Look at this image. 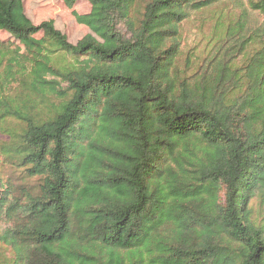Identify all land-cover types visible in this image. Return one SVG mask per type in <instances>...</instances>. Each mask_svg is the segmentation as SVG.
<instances>
[{
    "label": "trees",
    "instance_id": "trees-1",
    "mask_svg": "<svg viewBox=\"0 0 264 264\" xmlns=\"http://www.w3.org/2000/svg\"><path fill=\"white\" fill-rule=\"evenodd\" d=\"M87 1L73 44L0 0V118L23 125L0 158L23 174L0 171V264H264V38L204 90L176 63L192 0Z\"/></svg>",
    "mask_w": 264,
    "mask_h": 264
},
{
    "label": "rangeland",
    "instance_id": "rangeland-1",
    "mask_svg": "<svg viewBox=\"0 0 264 264\" xmlns=\"http://www.w3.org/2000/svg\"><path fill=\"white\" fill-rule=\"evenodd\" d=\"M192 3L195 10H190L180 25V52L176 63L180 70L187 72L190 87L205 90L225 61L234 69L241 65L237 47L244 37L256 33L264 38V10L250 8L247 0H192ZM23 7L32 23L53 20L54 26L73 44L90 33L88 27L75 18V14L89 11L87 0H76L72 5L64 0H23ZM7 40H10L9 34L0 30V41ZM20 90L19 86L11 84L4 94L17 100ZM41 107L36 103L29 111L39 114ZM22 127V123L12 117L0 118V158L3 162H6V155L15 154ZM0 171H9V176L17 181L23 175L16 167L1 166ZM261 193L262 197L255 195L248 203L251 212L258 217L264 215V188Z\"/></svg>",
    "mask_w": 264,
    "mask_h": 264
}]
</instances>
